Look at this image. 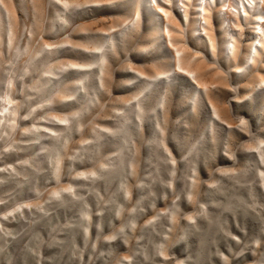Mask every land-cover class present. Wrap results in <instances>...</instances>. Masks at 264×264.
<instances>
[{"label": "rangeland", "instance_id": "1", "mask_svg": "<svg viewBox=\"0 0 264 264\" xmlns=\"http://www.w3.org/2000/svg\"><path fill=\"white\" fill-rule=\"evenodd\" d=\"M180 1L0 0V264H264V51Z\"/></svg>", "mask_w": 264, "mask_h": 264}, {"label": "bare ground", "instance_id": "2", "mask_svg": "<svg viewBox=\"0 0 264 264\" xmlns=\"http://www.w3.org/2000/svg\"><path fill=\"white\" fill-rule=\"evenodd\" d=\"M124 1L131 3L137 9H140L141 6L139 5H143V2L150 4L157 14L152 20L153 25L155 27L158 26L159 20H162L164 22L162 24L163 36L168 41L170 47H175V36H173L174 32L171 29L172 24L177 20V6H175L173 2L175 0ZM180 3L182 4V8H184V16L180 15V17L182 16V20L185 21L188 17L190 21L194 20L193 29L197 30V27H199L198 31L202 33L201 36L205 37L208 42L212 40L213 29L216 26V22L222 21L221 30L224 31V34L228 39L225 46L226 48L227 46H231L232 49H235L237 35L230 39L233 35V30L236 29V31H242L243 27H245L244 25H246L248 27L246 30H250L248 32L254 36V40L247 50L243 51H248V54L246 55L248 64H254L255 61L259 59V56L264 51V0H181ZM231 27H234L235 29H230ZM157 41L156 37H153L152 35L148 36V48L157 46ZM95 53L100 55L101 51L97 50ZM186 72L189 74L185 72L180 73H182L187 79H190V73L195 74V76L192 77V82L200 85L196 72ZM160 79H165V76L158 75L149 78V82L154 84ZM133 85L134 83L131 80L125 82V86L128 88H131ZM249 153H251V151Z\"/></svg>", "mask_w": 264, "mask_h": 264}]
</instances>
